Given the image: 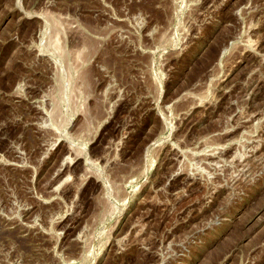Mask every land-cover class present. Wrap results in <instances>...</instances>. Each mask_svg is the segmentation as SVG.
Masks as SVG:
<instances>
[{
	"label": "rangeland",
	"instance_id": "1",
	"mask_svg": "<svg viewBox=\"0 0 264 264\" xmlns=\"http://www.w3.org/2000/svg\"><path fill=\"white\" fill-rule=\"evenodd\" d=\"M0 264H264V0H0Z\"/></svg>",
	"mask_w": 264,
	"mask_h": 264
}]
</instances>
